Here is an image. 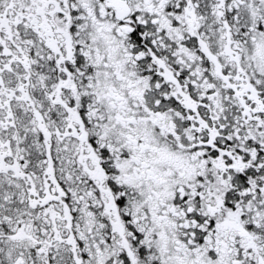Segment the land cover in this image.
I'll list each match as a JSON object with an SVG mask.
<instances>
[{
    "label": "snow or ice",
    "instance_id": "snow-or-ice-1",
    "mask_svg": "<svg viewBox=\"0 0 264 264\" xmlns=\"http://www.w3.org/2000/svg\"><path fill=\"white\" fill-rule=\"evenodd\" d=\"M0 264H264V0H0Z\"/></svg>",
    "mask_w": 264,
    "mask_h": 264
}]
</instances>
